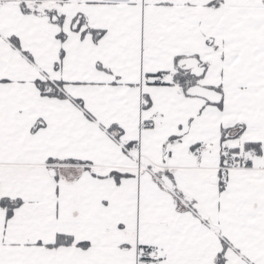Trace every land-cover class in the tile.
<instances>
[{
  "label": "snow or ice",
  "instance_id": "snow-or-ice-1",
  "mask_svg": "<svg viewBox=\"0 0 264 264\" xmlns=\"http://www.w3.org/2000/svg\"><path fill=\"white\" fill-rule=\"evenodd\" d=\"M0 264H264V0H0Z\"/></svg>",
  "mask_w": 264,
  "mask_h": 264
}]
</instances>
